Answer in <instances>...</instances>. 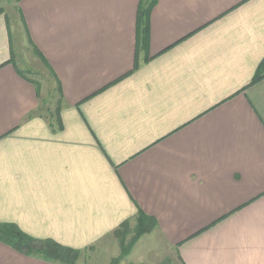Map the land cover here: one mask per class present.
I'll list each match as a JSON object with an SVG mask.
<instances>
[{
    "label": "crops",
    "instance_id": "1",
    "mask_svg": "<svg viewBox=\"0 0 264 264\" xmlns=\"http://www.w3.org/2000/svg\"><path fill=\"white\" fill-rule=\"evenodd\" d=\"M140 3L14 5L61 83L62 130L33 116L0 15V224L111 250L141 211L180 264H264V0H157L147 43ZM0 264L53 263L0 242Z\"/></svg>",
    "mask_w": 264,
    "mask_h": 264
},
{
    "label": "trees",
    "instance_id": "2",
    "mask_svg": "<svg viewBox=\"0 0 264 264\" xmlns=\"http://www.w3.org/2000/svg\"><path fill=\"white\" fill-rule=\"evenodd\" d=\"M21 0H18L20 2ZM157 4V0H141L139 13H138V30L140 35L143 37L144 43H147L149 36V21L150 15ZM4 14L3 10H0V15ZM8 22V18H7ZM30 49L32 50L33 56L42 61L47 72L54 78L57 83V93L60 96V100L56 107L54 113H52L49 118L50 126L53 130H62V100L63 92L60 81L58 80L56 74L51 68L48 61L41 54V52L30 43ZM9 63H12L18 74L26 81L34 84L38 97L41 96V85L40 82L33 79V75L36 73L32 68L27 67L25 69L19 68L17 63V56L15 51L12 50L11 59ZM264 78V62L260 65L252 84H255ZM42 107H40L33 116H41ZM134 225V227H132ZM154 220L150 219L143 212L137 215L135 222L126 221L120 225L114 232L113 237L118 241L121 249L119 257L113 259L111 264H121L125 259H127L136 244L140 239L151 233L155 228ZM0 242L17 251L20 254L43 260L53 264H81L80 260L84 253L93 250L94 247L87 248L85 250H77L62 246L54 241H41L30 237L29 235L23 233L16 225L12 224H0Z\"/></svg>",
    "mask_w": 264,
    "mask_h": 264
},
{
    "label": "rangeland",
    "instance_id": "3",
    "mask_svg": "<svg viewBox=\"0 0 264 264\" xmlns=\"http://www.w3.org/2000/svg\"><path fill=\"white\" fill-rule=\"evenodd\" d=\"M20 2H18V0H0V10H3L4 12L6 11V13H9V16H11V24L13 26V48L17 56L19 68L25 69L27 67H33L31 61L29 60L30 56L33 54L26 36V31L22 25L19 12L17 10H12L14 5ZM37 71L35 72L38 74L33 75L32 77L34 80L40 82L41 85V115L49 119L52 113L55 112L60 100V96L57 93V83L49 72ZM132 227H134V225ZM109 246L110 245L105 243L94 247L93 250L83 254L80 263L110 264V261L113 258L119 256L120 249L117 246L116 248L108 250ZM164 246L165 245L159 236L145 235L136 244L132 257L125 259L122 264H126V261L128 260L129 262L132 261L134 264H180L177 261L175 254L169 252ZM155 250L159 252L157 255Z\"/></svg>",
    "mask_w": 264,
    "mask_h": 264
}]
</instances>
